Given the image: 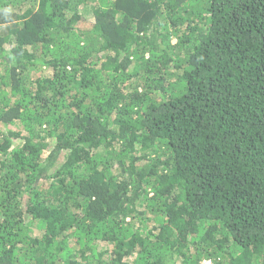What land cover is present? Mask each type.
Segmentation results:
<instances>
[{"label": "trees", "instance_id": "1", "mask_svg": "<svg viewBox=\"0 0 264 264\" xmlns=\"http://www.w3.org/2000/svg\"><path fill=\"white\" fill-rule=\"evenodd\" d=\"M264 264V0H0V264Z\"/></svg>", "mask_w": 264, "mask_h": 264}, {"label": "rangeland", "instance_id": "2", "mask_svg": "<svg viewBox=\"0 0 264 264\" xmlns=\"http://www.w3.org/2000/svg\"><path fill=\"white\" fill-rule=\"evenodd\" d=\"M204 264H210V262H204Z\"/></svg>", "mask_w": 264, "mask_h": 264}, {"label": "clouds", "instance_id": "3", "mask_svg": "<svg viewBox=\"0 0 264 264\" xmlns=\"http://www.w3.org/2000/svg\"><path fill=\"white\" fill-rule=\"evenodd\" d=\"M211 264V263H210Z\"/></svg>", "mask_w": 264, "mask_h": 264}]
</instances>
